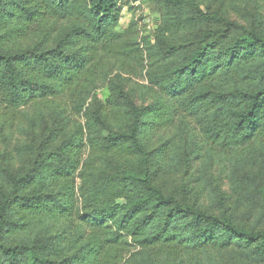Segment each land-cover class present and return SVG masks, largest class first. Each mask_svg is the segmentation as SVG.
Returning <instances> with one entry per match:
<instances>
[{
	"label": "trees",
	"instance_id": "trees-1",
	"mask_svg": "<svg viewBox=\"0 0 264 264\" xmlns=\"http://www.w3.org/2000/svg\"><path fill=\"white\" fill-rule=\"evenodd\" d=\"M140 1L0 0V264H264L260 0H154L139 92Z\"/></svg>",
	"mask_w": 264,
	"mask_h": 264
},
{
	"label": "rangeland",
	"instance_id": "rangeland-1",
	"mask_svg": "<svg viewBox=\"0 0 264 264\" xmlns=\"http://www.w3.org/2000/svg\"><path fill=\"white\" fill-rule=\"evenodd\" d=\"M262 7V13L264 14V0H260ZM162 7L154 0H141L135 4L125 3L122 10L121 24L119 32L123 33L120 44H123V50L131 51L124 55L123 50L116 48L113 52L100 53L99 64L101 67H105L107 59L125 60L126 65L123 70H118V67L112 72L111 78L117 79L119 75L126 86L127 90L135 88L143 91V86H150L148 72L150 70L149 60L147 59V53L144 46V38H150L152 43H155L154 35L161 25L162 18ZM140 44V45H139ZM140 46L141 50L144 51L145 59H141V55L132 53V50L136 46ZM122 48V47H120ZM122 54L124 57H122ZM98 94L104 93L105 88L100 85ZM139 92L136 91V98H139ZM138 102H140L137 99ZM74 120L82 123L84 122L83 117L73 112ZM88 153L86 152L85 157ZM227 193L230 194L229 187L227 184L224 186Z\"/></svg>",
	"mask_w": 264,
	"mask_h": 264
}]
</instances>
